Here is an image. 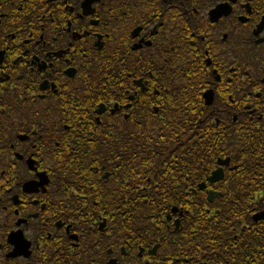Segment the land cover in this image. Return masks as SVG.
Returning a JSON list of instances; mask_svg holds the SVG:
<instances>
[{
    "label": "flooded vegetation",
    "instance_id": "af4514ba",
    "mask_svg": "<svg viewBox=\"0 0 264 264\" xmlns=\"http://www.w3.org/2000/svg\"><path fill=\"white\" fill-rule=\"evenodd\" d=\"M242 134L264 145V0H0V264H200L186 216ZM155 187L163 231L126 230Z\"/></svg>",
    "mask_w": 264,
    "mask_h": 264
},
{
    "label": "trees",
    "instance_id": "16d2710c",
    "mask_svg": "<svg viewBox=\"0 0 264 264\" xmlns=\"http://www.w3.org/2000/svg\"><path fill=\"white\" fill-rule=\"evenodd\" d=\"M167 140L171 145L177 138L172 136ZM214 140L217 147L220 146L221 139ZM233 142V162L238 168L228 171L227 177L238 182L236 180L231 185L220 187L222 195L216 203L218 206L212 208L214 210L206 211L201 207L195 211L187 206L189 213L182 231L185 238L179 240L193 244L183 247V252H186L183 256L194 257L200 264H264V218L258 222L252 218L254 213L264 209V145L259 137L249 142L243 134L235 136ZM224 152L218 149L213 156L220 157L225 155ZM206 154L201 149L198 158ZM159 162H162L161 166L164 165L163 160L155 157L154 164ZM205 165L206 169L204 165L201 169L202 177L215 167L214 159L208 160ZM177 167L169 162L168 171L157 172L158 167L155 166L154 173L161 178L179 176L181 171ZM146 193L151 194L152 198L136 201L134 215L126 219H136L137 223H129L126 230L138 228L157 232V228H160L163 231L161 223L169 206L178 202L166 197L161 187Z\"/></svg>",
    "mask_w": 264,
    "mask_h": 264
},
{
    "label": "water",
    "instance_id": "95a60500",
    "mask_svg": "<svg viewBox=\"0 0 264 264\" xmlns=\"http://www.w3.org/2000/svg\"><path fill=\"white\" fill-rule=\"evenodd\" d=\"M219 163L221 165H227V164H229V159L227 158L225 160H220ZM223 178H224V170L222 167H220L217 170H215L210 177H208V180L210 182H215V181L221 180ZM204 187H205V184H201V188H204ZM215 198H216V193L211 192L210 196H209V200L213 201ZM173 211H174V209H173ZM253 218L255 221L262 220L264 218V211L255 214L253 216Z\"/></svg>",
    "mask_w": 264,
    "mask_h": 264
}]
</instances>
